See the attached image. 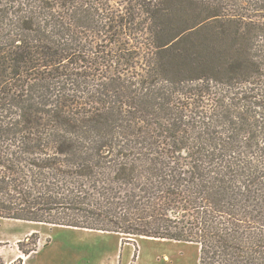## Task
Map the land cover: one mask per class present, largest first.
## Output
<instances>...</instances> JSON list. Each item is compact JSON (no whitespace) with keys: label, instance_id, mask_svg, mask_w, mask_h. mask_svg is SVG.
I'll return each mask as SVG.
<instances>
[{"label":"trees","instance_id":"obj_1","mask_svg":"<svg viewBox=\"0 0 264 264\" xmlns=\"http://www.w3.org/2000/svg\"><path fill=\"white\" fill-rule=\"evenodd\" d=\"M0 218L264 264V0H0Z\"/></svg>","mask_w":264,"mask_h":264},{"label":"rangeland","instance_id":"obj_2","mask_svg":"<svg viewBox=\"0 0 264 264\" xmlns=\"http://www.w3.org/2000/svg\"><path fill=\"white\" fill-rule=\"evenodd\" d=\"M199 260L197 243L0 218V264H199Z\"/></svg>","mask_w":264,"mask_h":264}]
</instances>
